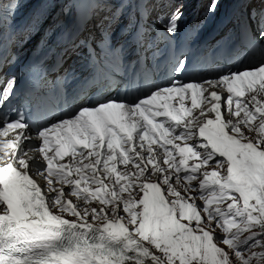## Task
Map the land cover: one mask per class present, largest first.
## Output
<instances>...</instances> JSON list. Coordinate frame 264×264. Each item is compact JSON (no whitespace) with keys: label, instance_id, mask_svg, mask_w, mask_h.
<instances>
[{"label":"snow or ice","instance_id":"1","mask_svg":"<svg viewBox=\"0 0 264 264\" xmlns=\"http://www.w3.org/2000/svg\"><path fill=\"white\" fill-rule=\"evenodd\" d=\"M237 27L264 54V11ZM187 68L185 56L173 70ZM16 84L0 90V264H264V60L131 102L86 100L34 137L3 112Z\"/></svg>","mask_w":264,"mask_h":264},{"label":"bare ground","instance_id":"2","mask_svg":"<svg viewBox=\"0 0 264 264\" xmlns=\"http://www.w3.org/2000/svg\"><path fill=\"white\" fill-rule=\"evenodd\" d=\"M211 52H214V49H212ZM37 155H38V154H37Z\"/></svg>","mask_w":264,"mask_h":264},{"label":"clouds","instance_id":"3","mask_svg":"<svg viewBox=\"0 0 264 264\" xmlns=\"http://www.w3.org/2000/svg\"><path fill=\"white\" fill-rule=\"evenodd\" d=\"M254 250H259V249H254Z\"/></svg>","mask_w":264,"mask_h":264},{"label":"rangeland","instance_id":"4","mask_svg":"<svg viewBox=\"0 0 264 264\" xmlns=\"http://www.w3.org/2000/svg\"><path fill=\"white\" fill-rule=\"evenodd\" d=\"M245 235H247V233H245Z\"/></svg>","mask_w":264,"mask_h":264}]
</instances>
